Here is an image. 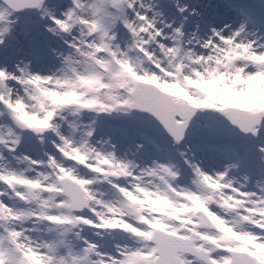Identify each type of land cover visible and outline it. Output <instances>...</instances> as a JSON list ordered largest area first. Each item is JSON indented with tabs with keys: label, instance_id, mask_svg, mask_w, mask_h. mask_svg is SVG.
<instances>
[{
	"label": "snow or ice",
	"instance_id": "6c2138e0",
	"mask_svg": "<svg viewBox=\"0 0 264 264\" xmlns=\"http://www.w3.org/2000/svg\"><path fill=\"white\" fill-rule=\"evenodd\" d=\"M0 264H264V0H0Z\"/></svg>",
	"mask_w": 264,
	"mask_h": 264
}]
</instances>
